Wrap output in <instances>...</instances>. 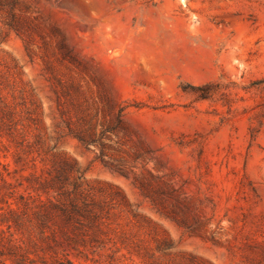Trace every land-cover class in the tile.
<instances>
[{"label":"rangeland","instance_id":"374dc122","mask_svg":"<svg viewBox=\"0 0 264 264\" xmlns=\"http://www.w3.org/2000/svg\"><path fill=\"white\" fill-rule=\"evenodd\" d=\"M119 109L106 156L68 135ZM61 162L62 206L96 217L55 220L62 264H264V0H0V248L14 233L34 264L51 254L10 212L55 203L39 188Z\"/></svg>","mask_w":264,"mask_h":264},{"label":"trees","instance_id":"16d2710c","mask_svg":"<svg viewBox=\"0 0 264 264\" xmlns=\"http://www.w3.org/2000/svg\"><path fill=\"white\" fill-rule=\"evenodd\" d=\"M7 26L11 29L12 25L7 23ZM123 115L122 109H119L116 113V121L111 122L109 124H97L88 122L86 134L75 135L73 132L68 129V135L77 139L83 146H93L98 147L100 156H106L104 150L106 148V144L103 142L105 139L111 141V138L108 137H116L117 132L121 125L123 124ZM66 167H69L70 170H67ZM63 170V171H62ZM71 173L72 165H65L62 167V162L58 165L57 169H54L53 172H48V178L41 184L40 190L44 193H52L56 196V202H49L47 204H40L38 210L34 214H29L27 203L23 202V209H21L18 215H15L13 212H10L11 223L12 226H8V230L13 227L15 229V233H18L21 230L29 233L30 240L31 234L29 231L37 232L39 235V240L41 246L38 247L37 244L34 247L39 248L41 251H47L50 255V262L46 260V258L41 259V264H62V254H59L57 250H53L49 244V241H54V237L57 230L61 228L55 224V220H59L62 223V217L66 221L73 220H88L94 221L96 219L95 215L88 209L89 204L87 200L83 199L80 205L76 204L74 200H70L66 205L62 206V189H64V181L67 178H63L62 174ZM74 173L76 177L73 179V182L70 184L73 190H76L78 185V181L82 179V173L78 170H75ZM149 178L154 179L153 175L147 173ZM133 182L137 187L142 191L145 197L149 198L151 202L157 206L161 207L159 202H156L153 197V193L151 191L150 185L148 181H143L141 178L134 175ZM158 192L160 195H165L170 198H173L176 202V209L183 215L184 218L177 219V216H172L173 221L178 224L184 226V228L189 232L206 231L207 226L209 225V220L201 219L195 213L193 202L187 199L186 197H181L182 193L178 192L175 186L171 183H165L160 180L159 182ZM23 200V198H21ZM175 215V214H174ZM186 216H193V223L188 222ZM62 233V229L60 230ZM47 234V236H45ZM14 233H9L7 236L1 237L2 247L0 248V258L3 257L8 259L15 264H34V261L28 258V250L26 249V242L22 237L14 238ZM213 241V236L211 238ZM166 247V246H165ZM164 249H168V246ZM252 253H256L253 251V248H250ZM258 256L261 258L264 257V250L258 252ZM1 263V261H0ZM4 264V261H2Z\"/></svg>","mask_w":264,"mask_h":264}]
</instances>
